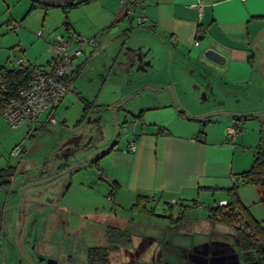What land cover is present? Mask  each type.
I'll list each match as a JSON object with an SVG mask.
<instances>
[{
    "label": "crops",
    "instance_id": "crops-1",
    "mask_svg": "<svg viewBox=\"0 0 264 264\" xmlns=\"http://www.w3.org/2000/svg\"><path fill=\"white\" fill-rule=\"evenodd\" d=\"M97 2L100 13L91 20L88 28L79 26L76 21L64 24L65 30L72 29L97 40L96 47L87 57V64L76 79L93 69L97 61L102 65L99 72L104 69L102 76L109 74L106 80L121 75L124 81L126 79L123 85L125 92L120 98L142 92L153 102L166 103L168 92H153L172 87L183 109L192 107L194 112L189 116L218 113L204 123V142L195 138H199L196 134L200 123L192 118L184 122L179 116H171L167 120V123L185 125L181 130L166 129L159 117L146 119V113L141 115L140 126L135 121L123 125L121 128L126 135L130 134L127 144L114 146L100 161H96L102 165L100 176L113 189L112 197L122 204L132 205L137 194L143 193L162 205L175 202L190 204L196 200V206L208 209L225 203L227 190L237 185L240 198L241 184L233 178L247 170L253 158L248 162L246 152H241L244 150L241 147L246 144L245 132L239 131L241 127L234 133H228L227 128L237 125L230 112L244 113L258 106L264 109V80L260 81L254 73L255 65L250 62L252 40L264 29V0H128L136 5V12L145 16L144 24H136L124 17L122 0ZM52 38L47 41L48 46ZM260 46L264 57V43ZM207 48L221 53L223 63L206 58L204 51ZM20 52L18 49L13 57ZM127 72L135 73L137 77L128 75L127 78ZM149 108L147 106L146 110ZM147 123L156 124L159 129L147 128ZM129 142L134 143L132 150L128 149ZM60 165L52 163L48 173H56ZM41 177L38 173L27 174L15 187L13 177L6 189L8 200L2 201L1 193L5 190L0 191L3 264L6 261L14 264L12 259L16 258L11 238L19 220V187ZM200 199L207 200L208 204ZM27 203L29 218L24 242L32 250L28 239L35 233L32 218L45 206L36 199L34 192L30 193ZM195 217L190 216L189 219L197 220ZM218 245L212 251L210 247L199 246L200 250L204 249V255H213L217 261L205 263L207 256H204L196 259L198 263L246 264L237 246L231 249L220 246V242ZM188 259L186 263L173 264L194 263L190 256Z\"/></svg>",
    "mask_w": 264,
    "mask_h": 264
},
{
    "label": "rangeland",
    "instance_id": "rangeland-1",
    "mask_svg": "<svg viewBox=\"0 0 264 264\" xmlns=\"http://www.w3.org/2000/svg\"><path fill=\"white\" fill-rule=\"evenodd\" d=\"M85 1L87 2L84 0H0V64L11 67L13 54H16L19 49L21 55L30 63L43 65L51 56L52 49L47 41L56 34L67 35V30L64 29L65 21L70 23L76 21L79 26L88 28L92 23L91 20L98 17L100 13L98 0ZM32 3L37 5L31 8ZM51 4L56 5L50 6ZM38 31L41 35L37 34ZM262 41H264V32L260 33L255 43V48L259 51L260 44L264 43ZM260 53L261 66L264 68V57H262V51ZM83 58L85 56L82 55L81 59ZM95 66L87 73H83L80 79L74 80L73 85L56 107L55 122L46 123L44 126L41 122H37L33 126L21 125L12 128L3 117H0V167L13 166L14 187L24 180L27 174H41L40 179L55 174L48 173L52 163L57 162L62 165L76 163L96 148L108 146L113 142L115 134H117L115 147H124L130 134L126 135L121 127L133 121L138 122L140 126L141 119L136 118V114L142 108H145L143 113H146V119L159 117L163 122L162 127L166 129L181 130L183 126L185 127L182 123H167L171 116H179L184 122L191 118L189 113L194 112L192 107L186 106V109H183L172 87L153 92H168L169 100L166 103L159 100L153 102L146 94L139 92L119 105L113 114V105L131 95L130 93L120 98L126 79L124 81L121 75L106 80L109 74L102 76L101 72L103 73L104 69L99 72L102 65L96 61ZM254 69L260 81L264 80L257 65ZM128 75L131 78L136 76L135 73L127 72V78ZM87 104L90 113L79 122L84 106ZM147 106H150L148 110H146ZM257 108L244 113L264 112L260 106ZM43 118L44 115L40 117V120ZM145 126L150 129H159L156 124L147 123ZM240 127L239 131L245 132L247 144L241 147L244 149L241 152H246L248 162H251L253 153L257 151L259 139L261 135H264V115L243 120ZM81 133V146L66 142L77 134L76 139H78ZM16 147H18L17 152L13 154L12 151ZM102 157L99 159L93 157L74 169L59 173L46 183L25 188L22 192L23 207L21 209L23 216L25 215V222L18 237L20 248L15 238L19 220L11 238L16 257L12 259L14 264H30V262L31 264H85L86 250L89 246L105 245L102 221L108 222V218L115 213L122 220L121 226L134 225L140 218L143 221L141 223L143 228L139 231H130L131 241L126 245L111 248L108 261L97 264L186 263L189 256L194 261L193 264H199L196 259L204 256H207L205 263L217 261L213 255L211 257L204 255V249L200 250L199 246L210 247L212 251L214 246H219L220 242L222 247L236 248L237 239L233 227L208 221L204 218L206 207H193L189 217L197 216L195 218L198 219L187 218L178 225L170 224L168 220L159 217L131 212L129 210L131 203L122 204L121 201L113 198L111 185L100 176L102 165L100 162L96 164V159L100 161ZM240 187L242 203L257 220H264V205L259 199L258 187L253 184H241ZM6 192L5 190L1 193L2 201L9 199ZM33 192L36 199L44 203L45 207L42 211L37 210L32 218L35 222L34 227L36 226L37 229L33 227L32 230L35 233L28 238L32 243V250H30L26 247L24 240L29 218L27 199ZM18 198L20 216L21 199ZM200 201L208 204L207 200L200 199ZM170 204L174 206L173 217H175L180 203ZM150 205L157 214L168 212L165 205L158 204L155 200H151L147 206ZM196 249L199 250L196 251ZM1 252L0 245V263L3 264ZM98 253L95 256L97 258ZM6 264L10 263L6 261Z\"/></svg>",
    "mask_w": 264,
    "mask_h": 264
},
{
    "label": "trees",
    "instance_id": "trees-1",
    "mask_svg": "<svg viewBox=\"0 0 264 264\" xmlns=\"http://www.w3.org/2000/svg\"><path fill=\"white\" fill-rule=\"evenodd\" d=\"M84 2H86L84 0ZM37 3H32L31 8L36 6ZM50 6H55L51 4ZM130 20V19H128ZM68 22L65 21L66 25ZM250 62L256 65V54L252 51L250 56ZM28 79V72L25 69H15L12 66L7 67L4 64H0V81L4 83L5 88H0V113L3 110L7 99L9 97L16 96L18 92L26 85ZM90 113L88 110V104L84 106L82 117L79 122L83 121L85 117ZM143 110H140L136 114V118H141ZM212 116L191 117L200 123V127L197 131V140L205 141L204 123ZM237 122V128L241 126V121L253 117L252 115H232ZM239 124V125H238ZM116 140L113 141L103 152L96 158L104 156L107 152L114 148ZM98 159H96L98 161ZM69 165H60L57 172H62ZM74 169V168H73ZM14 168L11 165H7L0 169V191L9 188L12 177L14 176ZM240 184H253L258 187L259 199L264 205V135H261L257 151L253 156L250 167L239 173ZM228 200L224 204H218L215 207L207 209L206 219L212 223L226 224L233 227L235 236L237 239V251L240 253L246 264H264V220H257L249 211L248 207L242 203L239 198L237 185L227 190ZM153 200L152 196L147 194L138 193L135 202L130 206L131 212L148 214L151 216L166 219L170 224L178 225L189 218L190 210L196 206V200H192L190 204H180L178 214L173 217V205L165 203V208L168 211L167 214H157L152 206H147L148 203ZM108 222L102 221L104 228V240L103 246H89L86 251V264L103 263L107 260V254L111 248H116L122 245H126L131 241L132 230L139 231L143 227V222L140 218L136 220L134 225L121 226L122 220L117 216H110ZM107 245V246H106ZM99 257H95L97 255ZM251 252V253H248ZM250 254V255H249ZM249 257H248V256ZM97 258V259H95Z\"/></svg>",
    "mask_w": 264,
    "mask_h": 264
},
{
    "label": "built area",
    "instance_id": "built-area-1",
    "mask_svg": "<svg viewBox=\"0 0 264 264\" xmlns=\"http://www.w3.org/2000/svg\"><path fill=\"white\" fill-rule=\"evenodd\" d=\"M128 0H122L123 15L126 19L136 24H144L145 16L136 12V5ZM41 35V32H37ZM173 39V36H170ZM198 44V41L194 42ZM51 56L43 65L30 63L21 54L13 57L12 67L25 69L28 72L26 85L16 96L9 97L0 117H3L12 128L21 125L33 126L37 122L42 125L55 122L56 107L64 95L73 85L76 77L81 73L90 51L97 45L94 37H85L72 29L67 30V35L56 34L49 42ZM85 58L81 59V56ZM0 88H5L0 81ZM44 118L40 120V117ZM237 126L228 127V133H234ZM134 143L129 142L128 149L132 150ZM18 147L12 153L17 152ZM240 180L239 177L233 178ZM224 204V203H219Z\"/></svg>",
    "mask_w": 264,
    "mask_h": 264
},
{
    "label": "water",
    "instance_id": "water-1",
    "mask_svg": "<svg viewBox=\"0 0 264 264\" xmlns=\"http://www.w3.org/2000/svg\"><path fill=\"white\" fill-rule=\"evenodd\" d=\"M262 30H264V29H262ZM262 30H261L259 33H257V34L255 35V37L253 38L252 43H251V48H252V50H253V51L255 52V54H256V65H257V67H258V69H259V71H260L262 77H264V68H262V66H261V61H260V60H261V53H260V51H259L257 48H255V45H254V44H255V41H256L257 38L259 37V35H260V33L262 32ZM204 56H205L206 58H208L209 60L214 61V62H216V63H223V61H224V56H223L221 53H219L218 51H216V50H214V49H212V48H207V49H205V51H204ZM168 88H169V87H168ZM133 95H134V94H131L130 96H128V97H126L125 99L121 100V101H120L119 103H117L116 105H113V107H112V112H113V114H114L116 108H117L119 105H121L122 103H124L127 99H129V98L132 97ZM216 114H218V113H211V114H209V115H210V116H214V115H216ZM229 114H230V115H238V114H242V113L230 112ZM209 115H205V116H209ZM243 115L260 116V115H264V112H261V113H243ZM205 116H201L200 118H203V117H205ZM116 139H117V134H115V138H114L113 141H115ZM70 141H71V139H68L66 142L68 143V142H70ZM110 144H111V143H110ZM110 144H109V145H110ZM109 145H108V146H109ZM108 146L103 147V148L96 149V150L93 151L91 154H89L87 157H85V158H83V159L77 161L76 163H74V164H72V165H69V166H68L67 168H65L62 172H66V171H69V170H71V169H73V168H76L77 166L81 165L82 163H84V162L90 160V159L92 158V156H93L95 153H97V152H103V150L106 149ZM59 173H61V172H57V173H55V174H53V175H51V176H49V177H47V178H44V179H39V180H36V181H30V182H27L26 184H24V185L19 189V197H20V199H21V207H20L19 223H18V226H17L16 231H15V238H16V243H17L18 248H20V246H19V241H18V237H19V233H20V231H21V228H22V225H23V222H24V216H23V213L21 212V209H22V207H23V198H22V191H23V189L26 188L27 186H32V185H37V184H43V183H46V182L52 180L53 178H55ZM30 264H31V262H30Z\"/></svg>",
    "mask_w": 264,
    "mask_h": 264
},
{
    "label": "flooded vegetation",
    "instance_id": "flooded-vegetation-1",
    "mask_svg": "<svg viewBox=\"0 0 264 264\" xmlns=\"http://www.w3.org/2000/svg\"><path fill=\"white\" fill-rule=\"evenodd\" d=\"M255 53V52H254ZM78 135V134H77ZM77 135H76V137L75 136H73L72 138H70L71 139V141H70V143H73V144H75V145H78V146H81V138H82V133L78 136V139H76L77 138ZM96 149H98V148H96ZM102 152H97V153H95L93 156H92V158L93 157H97V156H99L100 154H101ZM57 173V172H56ZM12 179H13V177H12ZM117 248V247H116ZM111 250V249H110ZM110 250H109V254H110ZM109 254H107V260L105 261V262H103V263H106L107 261H108V258H109Z\"/></svg>",
    "mask_w": 264,
    "mask_h": 264
}]
</instances>
